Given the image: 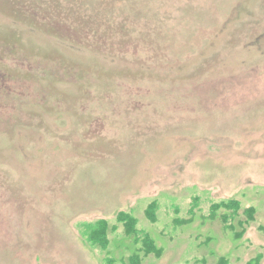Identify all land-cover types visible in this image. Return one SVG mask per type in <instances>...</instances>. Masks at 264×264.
Segmentation results:
<instances>
[{
    "label": "rangeland",
    "instance_id": "rangeland-1",
    "mask_svg": "<svg viewBox=\"0 0 264 264\" xmlns=\"http://www.w3.org/2000/svg\"><path fill=\"white\" fill-rule=\"evenodd\" d=\"M119 212L140 264H264V0H0V264H130Z\"/></svg>",
    "mask_w": 264,
    "mask_h": 264
},
{
    "label": "trees",
    "instance_id": "trees-1",
    "mask_svg": "<svg viewBox=\"0 0 264 264\" xmlns=\"http://www.w3.org/2000/svg\"><path fill=\"white\" fill-rule=\"evenodd\" d=\"M197 202H193L191 212L195 210V205ZM240 203L236 200L221 201L219 203H214L209 208V215L206 216L210 221H219L222 227L226 231H230L235 239L243 236L246 231L247 226L253 221L255 211L252 207L243 209L244 219H239L240 214ZM156 203L150 204L147 208V216L155 221ZM237 220V226L235 227L234 221ZM233 220V221H232ZM186 222V221H185ZM116 223L121 224L125 227L126 235L134 239V243H140L141 248L137 249L135 254L130 257V264H140L141 255L154 254L158 255L160 250L157 249L155 243L143 233V231L137 229L136 220L126 212H119L116 217ZM81 231L85 232V236L90 243L95 244L100 242L99 246L102 250L107 248V229L108 223L105 220H98L95 222H88L80 224ZM112 228H115L113 226ZM83 235V236H84ZM108 259V258H107ZM110 258L107 263L111 264ZM218 264H229L225 257L220 258ZM247 264H261V256L258 255L251 259Z\"/></svg>",
    "mask_w": 264,
    "mask_h": 264
}]
</instances>
